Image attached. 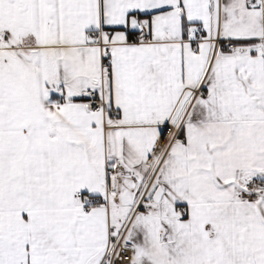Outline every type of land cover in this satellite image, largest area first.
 I'll list each match as a JSON object with an SVG mask.
<instances>
[{"label": "snow or ice", "instance_id": "snow-or-ice-1", "mask_svg": "<svg viewBox=\"0 0 264 264\" xmlns=\"http://www.w3.org/2000/svg\"><path fill=\"white\" fill-rule=\"evenodd\" d=\"M0 264H264V0H0Z\"/></svg>", "mask_w": 264, "mask_h": 264}]
</instances>
